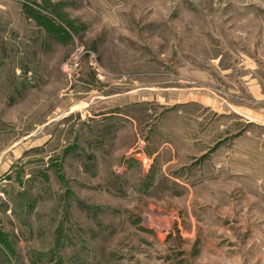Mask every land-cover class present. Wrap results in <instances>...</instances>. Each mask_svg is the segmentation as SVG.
Returning a JSON list of instances; mask_svg holds the SVG:
<instances>
[{"label":"rangeland","instance_id":"374dc122","mask_svg":"<svg viewBox=\"0 0 264 264\" xmlns=\"http://www.w3.org/2000/svg\"><path fill=\"white\" fill-rule=\"evenodd\" d=\"M0 264H264V0H0Z\"/></svg>","mask_w":264,"mask_h":264}]
</instances>
